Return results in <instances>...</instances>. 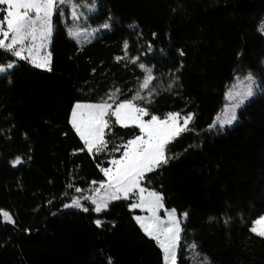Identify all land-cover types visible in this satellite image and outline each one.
Wrapping results in <instances>:
<instances>
[{
  "label": "trees",
  "instance_id": "16d2710c",
  "mask_svg": "<svg viewBox=\"0 0 264 264\" xmlns=\"http://www.w3.org/2000/svg\"><path fill=\"white\" fill-rule=\"evenodd\" d=\"M73 6L95 37L71 36ZM53 17L51 71L0 50V65L16 60L0 74V208L14 221L0 222V264H164L134 217L135 193L100 213L87 199L88 211L61 208L140 133L110 121L106 149L90 153L70 123L72 105L137 92L149 114H194L167 145L168 163L143 180L186 211L178 264H264V238L250 232L264 214V0H71ZM140 64L154 79L139 92ZM248 70L256 89L237 122L210 129L227 88Z\"/></svg>",
  "mask_w": 264,
  "mask_h": 264
},
{
  "label": "snow or ice",
  "instance_id": "6c2138e0",
  "mask_svg": "<svg viewBox=\"0 0 264 264\" xmlns=\"http://www.w3.org/2000/svg\"><path fill=\"white\" fill-rule=\"evenodd\" d=\"M65 4L70 5L71 0H0V5L6 6L0 9V12H3L2 18H0V50L10 52L20 59L29 60L35 42L39 38L41 45H43V42L48 39L51 32L52 16L61 5ZM72 15L74 19L78 18L75 6H73ZM103 27L108 28L109 25L105 24ZM259 30L264 34V25ZM26 42L30 44L27 55L24 54ZM117 59L121 58L117 57ZM31 63L36 67L51 71L47 57L38 64L35 59H32ZM14 66V64H9L7 67L0 66V73L7 72ZM139 67L144 69L145 65L140 64ZM153 79L154 77L149 73L142 84V88L147 89ZM253 95V88L249 86L243 97L233 105V110L227 118L221 119L218 116L216 122L210 127H217L218 125L222 130L225 126L233 125L237 120L234 109L241 107ZM151 96L152 92H149L148 97ZM134 99L143 100L146 98L137 94ZM110 111L118 124L123 127L138 128L140 135L129 139L124 145L116 147L114 151H120V147L124 149L119 159L113 157L109 161V167L100 168L107 179L100 181V186L94 191L99 194L103 188L105 189L104 196L99 199L94 197H86L85 199L92 200L95 205L93 210L100 213L109 207L110 202L129 199L130 194H137L139 202L132 203L130 207L132 209L145 208L152 213V216L148 222H145L140 216H136L135 219L141 223L143 232L158 242L163 252L165 264H177L176 248L179 241L180 226L174 215L175 210H172L167 221H161L156 212L163 207V196L142 187V181L146 173L153 172L168 163L167 145L188 130V124L194 118V114L188 113L181 117L178 112H168L163 119L157 115H151L150 119L145 120L144 117L149 115L148 110L136 106L131 100L120 102L114 110L112 104L107 102L101 104L76 103L72 110L71 123L90 153L93 150L99 153L107 147L104 135L109 124L105 117ZM181 120L183 123L180 122ZM16 163H19V160ZM96 183V181L92 182L93 185ZM76 191L81 192L82 190L76 188ZM145 192H147V196L144 195ZM65 207H75L88 211V208L82 207L78 197L73 198L72 203L65 205ZM2 217L0 222L14 223L8 212H3ZM95 223L97 226L102 225L101 220H96ZM250 232L264 238V215L253 221ZM205 264H208L206 259Z\"/></svg>",
  "mask_w": 264,
  "mask_h": 264
},
{
  "label": "rangeland",
  "instance_id": "374dc122",
  "mask_svg": "<svg viewBox=\"0 0 264 264\" xmlns=\"http://www.w3.org/2000/svg\"><path fill=\"white\" fill-rule=\"evenodd\" d=\"M4 7H6V6H4ZM94 8H95V5L92 7V10H94ZM77 16H78V18L75 19L77 21V23L69 28L70 33H71V36L76 41H79V42H83L85 40H89V39L95 37V35L98 34L97 33V29L94 28V27H91V26H81L82 25V24H80L81 18L79 17L78 14H77ZM71 17L73 18V15L72 14H71ZM53 31H54V17L52 16L50 35H49L48 39L43 42V45H41V42H40L39 38L37 39V41L35 42V47L32 50V55H31V57L29 59L30 62H31L32 59H35L36 60V63L38 64V63H40L42 60H44L47 57V58H49V66H50V58H51V55L49 57V54H50L49 46H50V42H51V39H52ZM29 46H30L29 42H26V44H25V52H24L25 55L28 54V51L27 50H28V47ZM15 63H16V60H12V61H9V62H7L5 64H1L0 66L7 67V65H9V64H15ZM149 73L153 76L152 68L145 66V75H144L142 81L140 82L139 92H140V90L143 89L142 88V84H143L145 78L147 77V75ZM0 74H2V73H0ZM256 84H257V78H256V76H254V74H253V72L251 70H248L247 72L241 74V76L239 74L236 78H234V80L232 81V83L227 88V90H226V92L224 94V100H223V102L221 104V107H220L219 111L217 112L214 120L209 125V128L212 129V130H219L220 128H219L218 125H217V127H210V126L213 125L214 122H216V119H217L218 116L221 119H226L227 116L230 114V112L233 110V105H235L243 97V94L246 93V91H247V89H248L249 86H251L253 88V91L255 92ZM137 94H138V92L136 93V96H137ZM250 99H247L245 101V103L241 107H243ZM128 100L133 101V103L136 104V106L141 107V106H139L136 103V100L134 98L133 99H128ZM123 101H126V100H115V99H109L108 98V99L99 100V101H82V100L75 101L74 104L72 105V108H71V111H70V116H69L70 123H71V120H72V110H73V108H74V106H75L76 103H82V104H101V103L107 102V103L112 104V109L114 110L116 108L117 104H119L120 102H123ZM241 107L234 109L235 110V114L237 116V120H238V111H239V109ZM144 108H146L148 110V113H149V109L147 107H144ZM171 112H178V113H180L181 117L186 116L188 113H193L192 111L187 112V113H181L179 111H171ZM151 115H157L161 119L164 118V116H160L158 114H149V115L145 116L144 119L145 120L150 119ZM105 119L108 121V124H109L110 121H114L115 123H117L116 122V118L111 115V111L105 117ZM192 120L189 122L188 127L191 124ZM237 120H236V122H237ZM180 122L183 123V120H181ZM71 125H72V123H71ZM233 125H231V126H233ZM227 127H230V126H225L224 128H227ZM74 130H75V128H74ZM105 131H106V129H105ZM137 135H140V133L137 134ZM137 135H135V136H137ZM135 136H133V137H131L129 139H132ZM83 143H84V141H83ZM84 147L87 149V147H86L85 144H84ZM123 150L124 149H122L120 155H114L110 159H112L113 157L119 159V157L122 155ZM166 155L169 158V154L167 152V149H166ZM110 159H109V161H110ZM17 160H19V162H20L21 158L19 156L18 157H15L14 159L11 160V163L12 164H17L16 163ZM109 166H110V164L108 163V165H106L105 167H109ZM106 179L107 178L104 177V175H103V178L101 180H98L95 185H92L89 191H86L82 195L75 194L70 200L66 201L62 205L61 208L62 209H78L79 210V208H75V207H65V205L72 203L73 198H77V197L80 198V202H81L82 207L87 208L88 205H87V203L85 201V198L86 197H94V198L99 199L100 197H103L104 196L105 189L102 188L99 194H96L95 191H94V189L100 186L99 185V182L100 181H104ZM142 187H144L143 181H142ZM145 189H147V188H145ZM147 190L148 191H154V192L160 193L159 191L153 190V189H147ZM144 195L147 196V192H145ZM131 196H132V194H130V197ZM87 200H89V201L92 202V200H90V199H87ZM138 202H139V198H138V196L136 194V196L134 197V199L131 202V204L132 203H138ZM92 204H93V202H92ZM162 205H163V207H161L160 209H158L157 212H156V215L160 218L161 221H167L169 219V217H170V214H172V210L173 209L175 210L174 215H175L176 219L179 221L180 234H179V241H178L177 248H176V258H177V264H178V251H179V248L181 246V243L183 242L182 222H183L184 218L186 217L184 215L186 213V211H184V213L182 215H180L179 214V211H178V209L176 207L166 206V204L164 202V199L162 200ZM94 207H95V205L93 204V209H94ZM133 210H134V217L140 216V217L143 218V220L145 222H148L149 219H150V217L152 216V213L149 210L145 209V208H136V209H133ZM3 212H8L10 214V212L8 210L3 209V208H0L1 215H2ZM262 215H264V214H261L256 219H258ZM10 216H11V214H10ZM138 223L141 226V223L140 222H138ZM188 246H190L189 243H188ZM164 264H165V261H164Z\"/></svg>",
  "mask_w": 264,
  "mask_h": 264
}]
</instances>
